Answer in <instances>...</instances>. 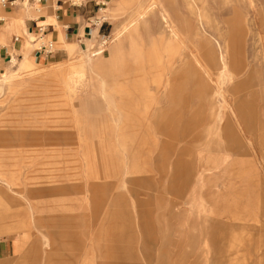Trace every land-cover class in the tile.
Here are the masks:
<instances>
[{
	"label": "rangeland",
	"instance_id": "374dc122",
	"mask_svg": "<svg viewBox=\"0 0 264 264\" xmlns=\"http://www.w3.org/2000/svg\"><path fill=\"white\" fill-rule=\"evenodd\" d=\"M103 1L32 67L70 79H0V264H264V0H180L174 47L153 1Z\"/></svg>",
	"mask_w": 264,
	"mask_h": 264
},
{
	"label": "crops",
	"instance_id": "0c3cea01",
	"mask_svg": "<svg viewBox=\"0 0 264 264\" xmlns=\"http://www.w3.org/2000/svg\"><path fill=\"white\" fill-rule=\"evenodd\" d=\"M28 1L29 0L23 2V6L26 5ZM151 1H153L155 4L154 7L159 8V12L162 15L161 17L163 18L166 31H168L169 39H167V45L172 47L177 46L176 44H180L179 38L182 37L184 33L182 28L178 27L171 18L172 16H170L169 9L171 6H173L178 15L182 17L184 12L182 10L183 7L181 1ZM34 2L38 4V6L36 7L33 5L28 11H23L21 9L8 11L7 13L11 14L10 18L13 20L7 21L1 25L3 27V32L0 31V41L5 38L12 41V44L9 46L7 45V48L4 49L1 47V53H3V56H5L6 59L12 57V61L10 60L11 64H13L16 59H21L13 72L8 73L7 70L5 72H1L0 79L7 77L8 85L9 81H19V86H22L24 82L20 79L24 74L30 75L31 79L35 80H44L53 76H61L64 80L71 78V75H68L66 68L61 66L62 64H59L54 69L42 73H35L32 69V67L35 65V62L45 63L49 59L59 60L64 55V52L61 49L55 50L52 54L46 56L44 53H36V51H34L31 55L30 51H28L26 48L22 49L24 39L29 38V35L36 36L40 27H46V32L44 33L45 36L54 40L55 43L71 42L68 43V45L77 47V44L74 42H81L84 40L81 38L84 37L86 39L88 36L94 35V33H98L99 36L104 35L103 33L106 31L105 29H107L108 26L106 19L100 20L99 18V14L103 10V6H101V3L104 2L103 0H88L86 4H84V0H81L80 6L72 5L71 0H68V2H65V0H56L55 9L52 7V0H34ZM142 3L139 5V8L141 9L144 7ZM143 14L144 11L139 13L140 16H143ZM36 17H39V20L42 22L39 26L37 21L34 20ZM77 17H79V23L76 21ZM134 20L138 21L139 16ZM89 25H91V27H89ZM17 32H23L25 36L16 35L18 34ZM114 36L115 38H119L120 41L113 51V54L115 51L122 52L125 40H128L127 42L134 45L136 43L135 40H137V38L139 39L137 28L130 30V26L128 25H124L121 29L117 30ZM15 37H19V39L16 41ZM29 42L33 43V40H29ZM211 52L212 56L215 58L216 54L214 53V50ZM82 62L86 69V62Z\"/></svg>",
	"mask_w": 264,
	"mask_h": 264
},
{
	"label": "built area",
	"instance_id": "2783aa9c",
	"mask_svg": "<svg viewBox=\"0 0 264 264\" xmlns=\"http://www.w3.org/2000/svg\"><path fill=\"white\" fill-rule=\"evenodd\" d=\"M8 4L13 5L14 0H7V2L3 6H7ZM105 4H106L105 2H102L101 6H104ZM0 21H2V18H0ZM45 32H46V27L45 26L40 27L38 34L36 35L33 42L35 45L40 44V45L36 46V47H40V50H36V53H44L46 55H50L56 50L54 47L55 41L52 39H48L44 34ZM90 36H92V35H90ZM18 39H19V37H15L16 41Z\"/></svg>",
	"mask_w": 264,
	"mask_h": 264
},
{
	"label": "clouds",
	"instance_id": "9594fccd",
	"mask_svg": "<svg viewBox=\"0 0 264 264\" xmlns=\"http://www.w3.org/2000/svg\"><path fill=\"white\" fill-rule=\"evenodd\" d=\"M6 2H7V0H0V10H2L3 5H4ZM65 2H68V0H65ZM87 2H88V0H84V4H86ZM14 3L16 4L15 0H14ZM71 4H72V5H76V6H80V5H81V0H71ZM52 7H53L54 9L56 8V0H52ZM56 19H57V17H56ZM93 19H95V18H93ZM34 20L37 21L38 26L40 25V23H42V22L39 20V17H36ZM76 21L79 23V17L76 18ZM89 27H91V25H89ZM81 39H85V38L83 37V38H81ZM22 46H23V44H22ZM0 47H3L4 49L7 48L6 45H0ZM86 47H87V46H86ZM36 50H40V47L33 46L32 49H31V55H32V53H33L34 51H36ZM57 50H60V49H57ZM45 56H46V54H45ZM11 61H12V59H11ZM11 61H10V64H9V65L13 66V65L11 64ZM16 64H17V63H16ZM16 64H15V65H16Z\"/></svg>",
	"mask_w": 264,
	"mask_h": 264
},
{
	"label": "bare ground",
	"instance_id": "6f19581e",
	"mask_svg": "<svg viewBox=\"0 0 264 264\" xmlns=\"http://www.w3.org/2000/svg\"><path fill=\"white\" fill-rule=\"evenodd\" d=\"M16 2V1H15Z\"/></svg>",
	"mask_w": 264,
	"mask_h": 264
}]
</instances>
